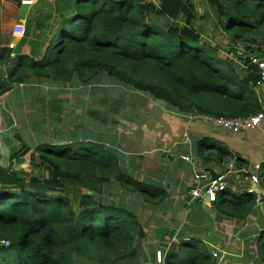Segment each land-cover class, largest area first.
<instances>
[{
  "label": "trees",
  "instance_id": "1",
  "mask_svg": "<svg viewBox=\"0 0 264 264\" xmlns=\"http://www.w3.org/2000/svg\"><path fill=\"white\" fill-rule=\"evenodd\" d=\"M155 1H69V10L61 12L55 34L45 38L40 56L12 58L9 49L0 50V98L16 84L92 85L106 78L162 101L180 114L235 118L260 112L253 91L260 77L250 56L261 54L264 0H205L216 25L228 37L224 51L235 55L246 69L243 76L230 60L220 57L219 46L202 40L190 0ZM89 114L103 121L98 112ZM19 144L10 166L29 154L30 163L36 156L47 176L32 177L27 184L18 171L0 166V264L137 261L146 233L136 213L104 204L93 193L117 184L156 208L169 197L165 186L133 178L120 165L118 151L103 143L43 142L33 149L23 140ZM213 144L202 139L195 154L207 162L228 163L230 153L224 148L211 151ZM71 182L88 185L91 193L68 190ZM224 191L216 194V209L226 217L246 218L256 196L223 197ZM256 252L264 263V232ZM162 264L225 263L200 239L190 237L165 252Z\"/></svg>",
  "mask_w": 264,
  "mask_h": 264
},
{
  "label": "crops",
  "instance_id": "2",
  "mask_svg": "<svg viewBox=\"0 0 264 264\" xmlns=\"http://www.w3.org/2000/svg\"><path fill=\"white\" fill-rule=\"evenodd\" d=\"M69 1L72 0H0V50L9 49L12 58L17 55L40 56L46 45L45 38L50 37L51 30L57 27L61 12L69 10ZM190 1L194 5L198 20L201 19L203 14L198 15L194 1ZM204 3L210 16L214 18L205 0ZM17 27L23 28L22 34L15 33L14 30ZM195 27L204 42L220 47L222 50L219 53L220 57L230 60L240 75L247 73L243 63L237 60L235 55L224 51L228 44L225 33L223 42H213L196 26V23ZM238 48L241 52L240 45ZM39 84L56 88L61 86ZM253 91L261 104L260 112L264 114V82L258 83ZM197 115L199 114H180L166 105L159 106L157 110L153 108L151 118L154 124L152 123L151 127L145 130L140 127L142 138L138 144L133 146L129 143L123 147L125 152L120 154V165L130 173L129 162H134L136 171L140 170L143 173L140 179H135L146 180L148 178L147 170H145L148 165L147 158L155 161L158 155L167 149L165 151L168 152L167 157H164L163 164L151 163L153 165L150 171L156 178H149L151 182L165 186L169 194L167 200L172 201L176 208V213L173 212L176 217L169 221L172 224L168 227L171 230H166L167 235L171 234V237H175L177 244L181 239L196 237L204 242L210 252L216 253L218 261L225 264H264L260 262L256 252L258 238L264 232V202L260 198L261 190L264 188V165L261 163L264 138L261 130L259 128L234 133L213 126ZM261 127H264V120ZM137 128L132 134L121 130L120 139L122 140L123 136L135 139L137 134L140 135L139 127ZM204 138L213 141L214 147L211 151L226 149L230 153L227 161L229 159L230 161L228 163L207 162L198 157L195 154L196 146ZM115 149L118 151L117 148ZM230 162L233 164L232 168H228ZM199 174L209 178L223 177L222 180L227 186V191H224V195L222 194L223 197H239L248 192L253 193L256 196V202L251 213L244 219L226 217L216 209L214 203L204 204L202 201L204 195L201 200L192 197L191 192L204 183L203 180L195 179V175ZM252 176L257 177V182L251 180ZM166 231L163 228L155 230L156 234L168 238L163 234ZM162 242L163 244L155 242L151 254L162 250L164 239ZM174 248L176 246L167 248L165 252Z\"/></svg>",
  "mask_w": 264,
  "mask_h": 264
},
{
  "label": "rangeland",
  "instance_id": "3",
  "mask_svg": "<svg viewBox=\"0 0 264 264\" xmlns=\"http://www.w3.org/2000/svg\"><path fill=\"white\" fill-rule=\"evenodd\" d=\"M193 1L198 15L203 14L202 18L196 21V26L213 42H223L224 32L222 33L216 26L215 19L205 8L204 0ZM157 23L164 24L162 19H157ZM56 28L51 30V36L55 34ZM243 51L241 48V52ZM107 80L105 78L92 85L65 83L58 88L33 83L14 85L0 101V165L6 170L11 167L12 170L18 171L28 184L32 177L43 178L47 176V172L39 165L36 156L34 163H30L29 154L19 161H13L10 166V157L19 149L21 140L32 149L43 142L57 145L89 140L104 143L112 149L117 148L119 155L125 152L123 147L129 143L133 146L138 144L142 138L140 127L144 130L149 129L153 123L151 118L153 108L157 110L159 106L166 104ZM91 111L98 112L104 122L92 117L89 114ZM137 127L140 135L137 134L135 139L132 140L133 137L130 136L127 138L123 136V139H120L121 130L132 134ZM165 151L167 149H164L155 161L147 158L148 165L145 169L148 173L147 179L156 178L150 171L153 165L151 163L163 164L168 153ZM133 163L129 162L130 174L133 178L140 179L143 173L140 170L136 171ZM76 188L82 191L86 189L91 193L88 185L80 186L74 182L70 183L68 190ZM202 195L204 204L213 203L204 192ZM202 195L197 199L201 200ZM93 196L104 204L122 206L136 213L146 236L140 242L141 248H144L133 264H162L167 248L176 246L177 239L174 240L175 237H171V234L167 235V231L171 230L168 227L172 224L169 221L176 217L174 214L176 208L172 201L167 200L156 208L149 207L140 197L126 192L117 184H113L109 191L103 190L101 194L94 192ZM158 228H163L164 231L168 229L163 233L168 238L156 234L155 230ZM163 239L162 250L151 254L155 242L163 244Z\"/></svg>",
  "mask_w": 264,
  "mask_h": 264
},
{
  "label": "built area",
  "instance_id": "4",
  "mask_svg": "<svg viewBox=\"0 0 264 264\" xmlns=\"http://www.w3.org/2000/svg\"><path fill=\"white\" fill-rule=\"evenodd\" d=\"M23 3H26L23 1ZM30 3V1H29ZM16 34H22L23 28L17 27L15 28ZM250 61L253 65L256 66L258 70V74L260 77V82H264V41L261 45V54L257 55L254 54L250 56ZM197 117L204 119L208 123L213 126L224 128L228 131L239 133L244 131H252L259 129L261 130V134L264 138V127H261V123L264 120V114L262 112H258L253 115H249L246 117H235V118H224V117H214L209 115H197ZM261 163L264 165V148L261 154ZM233 164L230 162L228 164V168H232ZM195 179L198 181H204L203 185H200L195 190L191 192V196L194 198L200 197L202 192H204L208 196V200L210 202H214L216 198V194L220 191H224L226 183L223 182V177L218 178H209L203 174L195 175ZM251 180L253 182H257V177L252 176ZM250 191V190H249ZM250 193V192H248ZM261 201L264 202V188L261 190L260 193ZM5 246H7V242H3ZM212 255L215 257L217 256L216 253L212 252Z\"/></svg>",
  "mask_w": 264,
  "mask_h": 264
},
{
  "label": "water",
  "instance_id": "5",
  "mask_svg": "<svg viewBox=\"0 0 264 264\" xmlns=\"http://www.w3.org/2000/svg\"><path fill=\"white\" fill-rule=\"evenodd\" d=\"M0 166H2V165H0ZM88 194H90V192H88Z\"/></svg>",
  "mask_w": 264,
  "mask_h": 264
}]
</instances>
